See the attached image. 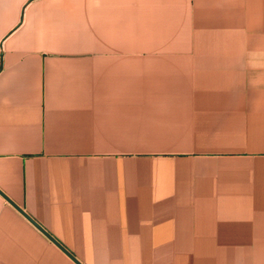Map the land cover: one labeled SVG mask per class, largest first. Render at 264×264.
<instances>
[{"label": "crops", "instance_id": "obj_1", "mask_svg": "<svg viewBox=\"0 0 264 264\" xmlns=\"http://www.w3.org/2000/svg\"><path fill=\"white\" fill-rule=\"evenodd\" d=\"M0 264H264V0H0Z\"/></svg>", "mask_w": 264, "mask_h": 264}, {"label": "water", "instance_id": "obj_2", "mask_svg": "<svg viewBox=\"0 0 264 264\" xmlns=\"http://www.w3.org/2000/svg\"><path fill=\"white\" fill-rule=\"evenodd\" d=\"M16 205V204H15ZM18 207V206H17ZM20 209V208H19Z\"/></svg>", "mask_w": 264, "mask_h": 264}]
</instances>
